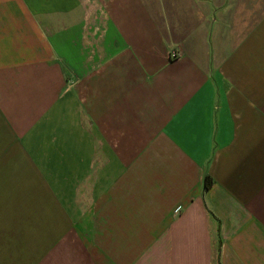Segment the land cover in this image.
I'll list each match as a JSON object with an SVG mask.
<instances>
[{
  "label": "crops",
  "instance_id": "obj_1",
  "mask_svg": "<svg viewBox=\"0 0 264 264\" xmlns=\"http://www.w3.org/2000/svg\"><path fill=\"white\" fill-rule=\"evenodd\" d=\"M0 264H264V0H0Z\"/></svg>",
  "mask_w": 264,
  "mask_h": 264
},
{
  "label": "trees",
  "instance_id": "obj_2",
  "mask_svg": "<svg viewBox=\"0 0 264 264\" xmlns=\"http://www.w3.org/2000/svg\"><path fill=\"white\" fill-rule=\"evenodd\" d=\"M210 184V178L207 175H203L202 181H201V189L202 191L206 189Z\"/></svg>",
  "mask_w": 264,
  "mask_h": 264
},
{
  "label": "built area",
  "instance_id": "obj_3",
  "mask_svg": "<svg viewBox=\"0 0 264 264\" xmlns=\"http://www.w3.org/2000/svg\"><path fill=\"white\" fill-rule=\"evenodd\" d=\"M171 55H173V54H171Z\"/></svg>",
  "mask_w": 264,
  "mask_h": 264
}]
</instances>
